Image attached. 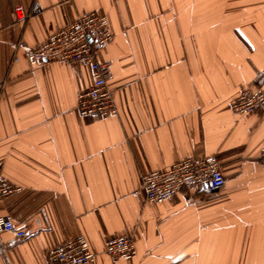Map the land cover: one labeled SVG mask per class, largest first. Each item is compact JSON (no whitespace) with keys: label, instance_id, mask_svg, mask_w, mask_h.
<instances>
[{"label":"crops","instance_id":"0c3cea01","mask_svg":"<svg viewBox=\"0 0 264 264\" xmlns=\"http://www.w3.org/2000/svg\"><path fill=\"white\" fill-rule=\"evenodd\" d=\"M91 11L113 33L99 58L115 117L77 114L85 64L32 68L15 49ZM263 71L264 0H0V164L20 188L0 199V216L28 229L21 241L0 234V264H46L47 249L77 237L91 264H264V109L228 107L244 87L264 91ZM213 156L218 193L134 195L147 173ZM120 235L133 237L130 260L104 252Z\"/></svg>","mask_w":264,"mask_h":264},{"label":"built area","instance_id":"2783aa9c","mask_svg":"<svg viewBox=\"0 0 264 264\" xmlns=\"http://www.w3.org/2000/svg\"><path fill=\"white\" fill-rule=\"evenodd\" d=\"M37 9V5L33 10ZM17 21L22 23L24 15L18 13ZM113 39L108 19L96 12L78 15L67 26L46 37L37 47L23 43L15 46L25 53L28 64L38 68L46 63L61 62L70 65L85 64L91 75L90 86L77 94L76 112L80 117L103 119L116 116L112 92L108 84L113 76L108 62L99 58V52ZM264 78V71L262 73ZM234 114L247 116L264 109V91L259 84L242 88L238 95L228 102ZM258 157L264 163V145ZM224 177L216 157L200 161L183 159L173 163L164 171H153L141 178L139 189L134 195L143 196L151 203L171 201L178 193L185 191L195 196L218 193L224 186ZM20 191L2 174L0 164V199ZM9 233L13 240L28 237L27 227L17 228L9 216H0V234ZM8 244H0L3 255ZM104 252L113 259L130 260L135 254L132 235H120L108 239ZM46 264H91L96 254L91 251L83 237H77L51 247L45 251Z\"/></svg>","mask_w":264,"mask_h":264}]
</instances>
